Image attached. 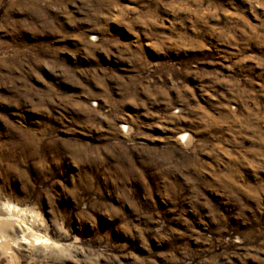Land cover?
Listing matches in <instances>:
<instances>
[{
  "label": "clouds",
  "instance_id": "obj_1",
  "mask_svg": "<svg viewBox=\"0 0 264 264\" xmlns=\"http://www.w3.org/2000/svg\"><path fill=\"white\" fill-rule=\"evenodd\" d=\"M0 264H264V0H0Z\"/></svg>",
  "mask_w": 264,
  "mask_h": 264
}]
</instances>
